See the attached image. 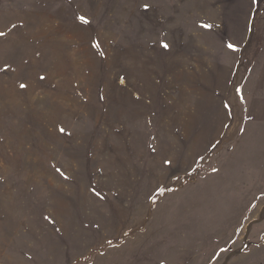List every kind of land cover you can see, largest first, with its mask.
<instances>
[{
	"label": "rangeland",
	"instance_id": "rangeland-1",
	"mask_svg": "<svg viewBox=\"0 0 264 264\" xmlns=\"http://www.w3.org/2000/svg\"><path fill=\"white\" fill-rule=\"evenodd\" d=\"M0 32V264H264V0H0Z\"/></svg>",
	"mask_w": 264,
	"mask_h": 264
},
{
	"label": "snow or ice",
	"instance_id": "snow-or-ice-1",
	"mask_svg": "<svg viewBox=\"0 0 264 264\" xmlns=\"http://www.w3.org/2000/svg\"><path fill=\"white\" fill-rule=\"evenodd\" d=\"M254 2H255V0H254ZM147 7H148V5H145V8H147ZM78 19H79V21L82 24L90 23L84 16H80V17H78ZM204 27H209L210 28L211 25H204ZM4 35H5L4 32H0V36H4ZM92 46L95 47V48H99V43H94ZM161 46L163 48H165V49H167L169 47V45L167 43H164V42L161 43ZM228 48H230L232 50H236L235 46L233 44H228ZM0 70L6 71L7 68L5 67L4 69H0ZM41 79H44V77H41ZM121 82L123 83V80H121ZM20 87L21 88H26L27 85L26 84H21ZM63 131H64V129H61V132H63ZM57 171H59V169H57ZM160 192H161V195H162L163 194V189H161ZM97 195H99V194L97 193Z\"/></svg>",
	"mask_w": 264,
	"mask_h": 264
}]
</instances>
